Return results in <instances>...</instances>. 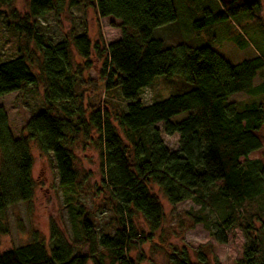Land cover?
<instances>
[{"label": "trees", "instance_id": "obj_1", "mask_svg": "<svg viewBox=\"0 0 264 264\" xmlns=\"http://www.w3.org/2000/svg\"><path fill=\"white\" fill-rule=\"evenodd\" d=\"M216 1L219 12L212 21L243 18L264 30L258 14L261 0ZM12 2L0 0V9ZM173 4V0H68L67 7L82 5L94 9L99 18L119 22L120 39L103 50L92 45L86 33L52 44L35 32L33 21L50 13L58 16L65 0H27L26 13L12 10L3 17L8 29L34 43L41 61L33 72V54L25 55L19 49L17 57L0 63V98L41 84L43 109L15 139L0 108V213L32 198V144L52 155L59 186L71 191L78 181L75 152L97 142L100 184L115 201V229L112 236L102 233L97 237L90 214L74 203L73 219L86 255L76 254L51 225L48 243L33 234L27 245L0 253V264H104L106 259L109 264H131L127 257L130 243L151 241L163 224L162 207L152 186L170 205L191 201L200 209L215 211L212 231L206 219L194 220L210 228L219 243H226L229 231L240 229L245 242L235 264H264V243L253 224L259 216L247 209L249 203L264 198V167L248 159L260 149L255 133L264 127V101H249L241 107L228 101L238 93L257 96L264 84L257 88L252 84L264 62L255 58L232 65L206 46L165 47L153 38V32L175 22ZM207 26V18L193 23L195 30ZM229 38L243 47L239 35ZM71 47L81 61L75 70ZM92 51L104 57L100 75L105 92L116 91L127 103L114 117L100 107L87 110L83 105L82 73L91 64ZM156 77H179L190 89L145 105L139 95ZM184 113L183 120L171 121ZM162 133L177 134L176 149L166 146ZM134 214L141 217L148 235L136 230ZM98 247L105 254L96 256ZM167 253L170 264H194L185 250L168 248ZM196 256L200 264L205 262L203 253Z\"/></svg>", "mask_w": 264, "mask_h": 264}, {"label": "rangeland", "instance_id": "obj_2", "mask_svg": "<svg viewBox=\"0 0 264 264\" xmlns=\"http://www.w3.org/2000/svg\"><path fill=\"white\" fill-rule=\"evenodd\" d=\"M176 12L174 23L158 28L153 32V38L162 41L165 47L186 43L190 47L206 46L224 58L228 63L235 65L244 60L258 58L264 62V30L256 22H245L243 18L212 21V17L219 12L216 0H173ZM58 16L50 13L35 19V32L43 36L46 43L55 44L70 38L87 34L92 45L100 50L120 39L122 31L119 22L113 18H99L92 8L82 5L67 7ZM27 0H13L12 5L0 9V63L17 57V50L27 55L32 53V71L36 72V64L41 56L36 51L33 42H27L24 37L17 35L6 26L4 16L15 10L20 15L27 12ZM260 22L264 25V0L260 1ZM208 19V26L195 30L193 23L201 19ZM239 35L243 47H238L229 37ZM104 57L99 58L93 51L90 66L82 73L83 105L89 108L100 107L114 117L126 106L118 92H105V81L101 79ZM72 70H75L81 61L76 50L71 47ZM264 84V67L257 73L252 86L257 88ZM190 86L179 77H156L152 84L139 95V100L147 105L171 95L187 92ZM41 84L26 86L21 91L14 92L0 98V108L7 116L8 126L15 139L22 135L23 126L43 109ZM252 97L248 93H238L228 101L237 103L240 107L249 101L256 103L264 101V86L260 92ZM261 100V101H260ZM250 103V102H249ZM187 114H180L172 118V122H179ZM255 136L260 142V149L251 153L250 160H258L264 167V127L260 128ZM93 140L97 138L91 134ZM162 139L169 149L177 147V134L167 136L162 133ZM100 150L97 142L85 145L75 152V168L78 173L77 186L73 190L59 186L55 161L51 154H43L35 144L30 146L32 157L31 177L34 182L32 198L9 207L0 213V253L16 249L31 242L33 234L45 243L49 241L51 225L57 227L66 241L74 248V252L81 256L87 254L78 223L73 219L74 203H78L82 212L89 213L94 226L95 235L108 234L112 236L115 221L112 205L115 203L109 191L100 184ZM157 197L164 214L161 231L154 233L152 240L144 244L130 243L127 253L131 264H170L168 262V248L185 250L194 264L198 262L196 253L205 255L203 264H235L242 255L245 242L244 234L240 229H233L227 233L226 243L217 242L212 236L216 213L210 209H200L191 201H184L170 205L160 190L151 187ZM250 212L258 213L259 221L254 218L253 224L258 229L264 243V198L255 200L247 206ZM194 218L206 219L210 228L204 227L202 222L196 223ZM138 232L148 235L149 230L138 215H133ZM212 226V227H211ZM263 228V230H261ZM211 231H210V230ZM96 256L105 254L101 248L96 249ZM88 264H92L91 262ZM109 264V260H104Z\"/></svg>", "mask_w": 264, "mask_h": 264}]
</instances>
